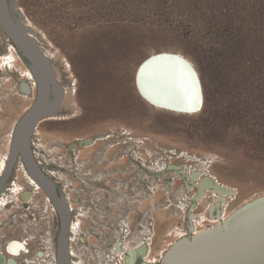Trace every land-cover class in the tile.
<instances>
[{
  "label": "rangeland",
  "instance_id": "1",
  "mask_svg": "<svg viewBox=\"0 0 264 264\" xmlns=\"http://www.w3.org/2000/svg\"><path fill=\"white\" fill-rule=\"evenodd\" d=\"M18 2L34 31L46 37L44 46L59 54L54 69L60 81L76 84V93L67 95L60 108L70 117L40 123L37 158L52 169L78 207L85 203L82 199L96 194L91 190L97 188L98 176L109 179L105 188L120 186L121 194L130 197V215L126 209L119 217L112 204L117 191H106L111 205L102 232L86 236L78 225L76 234L81 236L72 245L78 264H123L121 249L143 243L151 244L156 264H162L161 253L177 239L171 233L192 232L195 193L188 189L186 171L202 173L207 168L235 190L238 198L230 200L228 212L264 195V67L252 70L248 62L253 53L263 54L261 0ZM7 47L0 27V55ZM162 49L186 55L198 69L205 95L200 113L157 110L138 94V64ZM9 71L0 69V165L8 162L15 125L33 102L21 97V73ZM102 133L113 136L94 147H81L82 139ZM172 166L182 174L171 171ZM17 169L9 182L15 177L22 185L24 201L33 186ZM35 194L36 207L32 201L20 214L11 211L18 214L15 218L23 217L19 226L15 220L9 221L7 231L0 225V262L7 257L9 264H57L59 217L43 189ZM214 199H203L196 215L205 214ZM128 219L130 232L122 229ZM9 237H30V245L19 238L6 241ZM12 240L25 246L10 256L6 245ZM36 251L44 252L37 257Z\"/></svg>",
  "mask_w": 264,
  "mask_h": 264
},
{
  "label": "bare ground",
  "instance_id": "2",
  "mask_svg": "<svg viewBox=\"0 0 264 264\" xmlns=\"http://www.w3.org/2000/svg\"><path fill=\"white\" fill-rule=\"evenodd\" d=\"M28 25L32 27L31 22H29V20H28ZM30 33L36 40L38 46L50 59L55 61L59 58V54L56 51H54V49L51 46L48 48L44 46L43 39L47 40L46 37L44 38L40 37L36 33V31L33 32L30 30ZM5 42L8 47H7V52L0 55V69L2 71H9V67H10L12 68L13 71H9V72L21 73L20 75L21 77L19 78L21 81L19 87L22 89L20 91L21 97L27 99L29 98L33 99L32 102L33 104L37 93V85L33 73L31 69L28 67V65L24 64V59L20 57L18 51L16 50L12 42L7 38H5ZM151 54L170 56L173 59L171 58L166 60L165 58L160 63L155 61L148 64L140 80L142 86V92L143 94H145L144 100L153 108L161 111L176 113L180 115H191V116L200 113L205 105V95H204L202 80L195 64L186 55L175 50L162 49L151 52L149 55ZM176 58H179L183 60L185 63H187L189 65V70H191L190 72L195 77L194 83L197 86L198 98L192 101L191 107H186V104H183V102L185 101L186 93H183L181 91V88L177 86V84L175 83V79L173 78V74L177 72L178 63L176 61ZM66 66L69 67L68 70L71 71L70 65L68 63L66 64ZM6 79L8 80L7 77ZM58 80L64 86L65 89V97L63 100L64 103L67 95H74L76 93V84L72 83V81L61 82L59 78ZM25 93L32 94V97L30 95H26ZM201 98H202V108L198 110L197 108L201 103ZM31 105H29V107ZM69 117H70L69 114L61 113L60 110L57 116H52L45 120L67 119ZM43 121H41L40 123H42ZM40 123L36 127L33 136V150L35 152V155L40 154L38 147H36L37 144L35 141V136L39 132ZM107 134L102 133V134L94 135L93 137L84 138L80 141L81 147H85L86 149L94 147L100 141H105L113 136L110 133ZM123 144H130V143L126 142ZM75 148L77 149V144ZM180 157H185V155L182 153ZM37 160L41 164L43 163L40 157L37 158ZM7 165L8 162L5 159L4 162L1 163L0 165V179ZM17 166H18L17 169L18 172L24 171L23 173H25L29 183L33 186L32 189L33 191H31L28 197L24 196L23 198L24 201H23L21 198L23 192L19 191L20 190L19 187L20 186L22 187V185L16 181L15 177H13L10 180L6 190H4L0 194V216H2V214L6 211V209L9 206L17 205L20 203H31L34 200L33 194L35 195L36 190L38 191L42 190V187L39 185V183L30 175V173L26 169L22 159H19V163ZM44 169L53 179H56V176L53 174L52 169L47 167H45ZM178 170H179L178 167H174V166L171 167V171H174L177 175L182 174ZM204 171L206 172L203 173ZM203 172L202 173L200 172L198 173L197 171L185 172L186 175L185 180H187L189 184L188 189L189 191L195 193L194 203L191 204L192 214H193L192 225H191L192 232H186L180 229H178L177 231H173L171 235H174L175 237H177V239L174 243L168 245L166 249H164V251L161 253V260L164 261L165 256L174 247H176L168 256L169 263L172 264H264V204H261L258 207H254L252 209L250 208L251 210L248 209L245 212H242L238 216H235L231 220L227 221L229 217H231L238 209L236 208L232 212H228V208L230 206V200L237 199L238 195L235 190L231 189L225 184H222L217 179V177H215L212 174V172H210L207 168H204ZM197 182L199 183L198 188H196ZM184 188L186 189V187ZM206 198H215V199L214 202L210 204L209 209L205 214H202V216L196 215L195 212L197 208L200 207V206L198 207V204L201 203L200 205H202V200ZM255 199L247 201L243 205L247 203H251ZM4 205L6 206L4 207ZM243 205L239 206V208L242 207ZM72 212L73 213L75 212V208L73 207H72ZM80 218L81 215H76V217H73L71 223V233H70L71 235L70 251H71V260H72L71 264H78V262L75 260V256H74L75 251L72 245L74 240L75 239L77 240L78 234H76V232L78 231L77 229ZM224 221L227 222L223 227L222 224ZM207 222L211 224L207 225L206 224ZM219 225L222 226V229L220 231H214L213 235L202 240L195 247L196 249H194V246L196 245L195 241L197 237H200L201 235L211 231L212 229L219 230L220 228H217ZM202 227L205 228L201 229ZM193 239L195 241H193ZM23 245L24 244L22 242L12 240L6 245V252L10 256H13L20 251V248ZM178 247L180 249L176 251ZM121 250L125 251L123 254V264H156L159 261L157 256L154 255L153 247L151 246L150 243H143L139 245L137 248L130 247L127 249L123 248ZM0 259H1V255H0ZM4 260L5 262L1 261L0 264H9L8 263L9 259L7 257Z\"/></svg>",
  "mask_w": 264,
  "mask_h": 264
},
{
  "label": "water",
  "instance_id": "3",
  "mask_svg": "<svg viewBox=\"0 0 264 264\" xmlns=\"http://www.w3.org/2000/svg\"><path fill=\"white\" fill-rule=\"evenodd\" d=\"M0 27L3 36L12 42L20 57L24 59L28 67L31 69L37 85V93L34 103L26 110L15 125L10 146L8 165L0 179V194L6 190L9 184V178L21 158L30 175L42 187L60 216L61 230L58 237L56 252L57 264H71L72 260L69 243L71 211L68 205V200L65 192L59 186L57 181L45 171V166L37 160L33 150V136L36 127L41 121L52 116H57L65 97V89L58 80L53 66L54 61L42 51L34 37L31 35L30 30L34 32V29L28 25V18L18 0H0ZM165 58L167 60L172 57L151 54L138 64L135 71L134 83L138 94H141L140 97L143 100L145 94L142 92V86L140 83L141 76L144 74L148 64L155 61L160 63ZM176 61L178 63L177 72L173 74V78L175 79L177 86L181 88V91L186 93L183 104H186V107H191L192 101L198 98L197 86L194 83L195 77L190 72L191 70H189V65L187 63L179 58H176ZM201 108L202 98L197 109L199 110ZM261 204H264V195H261L251 203H247L238 208L227 221L250 208L258 207ZM227 221L223 222V227ZM217 228L220 229H212L200 237H197L196 241L194 238L193 241L196 243L194 249H196L195 247L202 240L213 235L214 231H220L222 226L219 225ZM175 248L176 247L165 256L162 264H172L168 262V256ZM178 249L180 248L178 247L176 251Z\"/></svg>",
  "mask_w": 264,
  "mask_h": 264
},
{
  "label": "flooded vegetation",
  "instance_id": "4",
  "mask_svg": "<svg viewBox=\"0 0 264 264\" xmlns=\"http://www.w3.org/2000/svg\"><path fill=\"white\" fill-rule=\"evenodd\" d=\"M105 174V172H103ZM94 180V179H93ZM96 182H97V188L96 189H92L91 190V193H94L96 192V194L92 195L91 197L88 196V197H85L84 199L81 200V202H85L84 204H82V206L78 207L77 204H76V201L74 198H72L71 196V193L70 192H65L66 194V197H67V200H68V205L70 207V211H71V217H70V233H71V223H72V219L73 217H76V215H83V219L80 218V229H79V232H81L82 234L88 236L89 233L91 232H102L103 229L105 228V216L106 214L108 215L109 214V206L111 205V203H109L108 200H106V196H107V193L106 191L108 190H116L117 191V194H116V203H112L114 204L115 206H117V210L119 212H116L115 215L117 216H123V214L120 212V211H123L125 212L126 209H127V213L128 215H130V212L129 210L131 209V205L128 204L127 205V201H130V197L129 196H126V194L123 196L121 194V187L118 186L117 188L115 187H110L108 184H107V188H105L104 185H106V183H108L109 179H105L104 177L102 176H98L96 179ZM90 181L89 179L86 181V183ZM92 181V180H91ZM119 183V182H118ZM120 185V184H119ZM100 187V189H99ZM71 191H73V189H70ZM95 190V191H94ZM98 190H101L100 193H98L97 191ZM87 191L90 192V189L87 188ZM46 194V193H45ZM36 195V194H35ZM35 195H33L34 197V201H35ZM47 196V195H46ZM32 197V198H33ZM48 197V196H47ZM33 201V204H30L31 206L36 207L35 206V202ZM51 201V200H50ZM121 202H124L123 204ZM52 203V202H51ZM71 203L73 204L74 208H75V212L73 213L72 212V206H71ZM26 203H20V204H17V205H12V206H9L6 211L2 214L1 216V219H0V225H3L5 229V231L8 230L9 228V221H13V223L16 221L17 222V225L19 226L20 224V220L22 221L23 220V217L21 216L20 217V220L15 218L17 217L16 215H18L17 213L21 212L19 211L20 209H22L23 207H25ZM53 205V203H52ZM53 208L54 210L56 211L54 205H53ZM136 207H134V210H135ZM13 209H16L17 213H13L11 211H13ZM11 212V213H9ZM78 212V213H77ZM56 213L58 214V212L56 211ZM20 214V213H19ZM22 214V213H21ZM14 215V216H12ZM58 217H59V230H58V233L56 235V251L57 252V246H58V237H59V233H60V230H61V221H60V216L58 214ZM130 218V216H129ZM15 220V221H14ZM126 223V227H123V231H126V232H130L131 228H130V219H128L127 222H124ZM21 230H24V229H21ZM53 236L52 232H50V238ZM79 236H81L79 234ZM79 236H77V240L79 238ZM11 238H19V239H24L26 242H28V246L30 245V237H27V238H21V237H9L6 239L9 240ZM31 238L35 239L37 238V236H31ZM70 239H71V235H69V243H70ZM77 240L75 239V241L73 242V246L75 245V243L77 242ZM50 241H52V238L50 239ZM70 247H71V243H70ZM49 249H52V248H49ZM31 251V249H29ZM74 250H75V247H74ZM40 252H44V251H36L34 254L37 256V257H41L40 255H42ZM49 252V251H48ZM45 255V254H44ZM75 255H76V252H75ZM18 262H19V259H18ZM56 262H57V253H56Z\"/></svg>",
  "mask_w": 264,
  "mask_h": 264
},
{
  "label": "trees",
  "instance_id": "5",
  "mask_svg": "<svg viewBox=\"0 0 264 264\" xmlns=\"http://www.w3.org/2000/svg\"><path fill=\"white\" fill-rule=\"evenodd\" d=\"M262 2V10L264 8V0H261ZM263 54L262 55H256V53L252 54V58L250 59L249 62V68H251L252 70L255 68H262L264 67V41H263ZM208 101L210 99L209 95L207 97Z\"/></svg>",
  "mask_w": 264,
  "mask_h": 264
}]
</instances>
